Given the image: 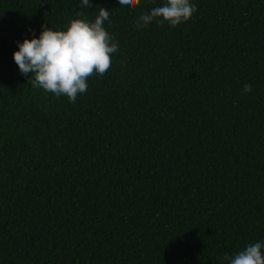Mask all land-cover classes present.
<instances>
[{
    "label": "trees",
    "instance_id": "obj_1",
    "mask_svg": "<svg viewBox=\"0 0 264 264\" xmlns=\"http://www.w3.org/2000/svg\"><path fill=\"white\" fill-rule=\"evenodd\" d=\"M163 2L0 0V264H222L264 242V0L135 26ZM99 7L112 73L75 103L34 88L17 43Z\"/></svg>",
    "mask_w": 264,
    "mask_h": 264
},
{
    "label": "clouds",
    "instance_id": "obj_2",
    "mask_svg": "<svg viewBox=\"0 0 264 264\" xmlns=\"http://www.w3.org/2000/svg\"><path fill=\"white\" fill-rule=\"evenodd\" d=\"M118 4L125 10H134L140 0H118ZM80 6L93 7L90 0H80ZM196 12L191 0H164L161 6L142 13L135 26L140 29L155 21L175 28L189 21ZM105 22L111 25L110 11L99 7L92 21L87 17L72 19L64 30L42 26L38 38L17 43L18 50L12 53V59L20 74L28 78L31 75L34 88L75 103L79 95L87 92L92 77L103 79L113 71V57L119 51V44L104 27ZM251 91V85L243 86V93ZM220 259L222 264H264V242L248 244L238 253L225 254Z\"/></svg>",
    "mask_w": 264,
    "mask_h": 264
}]
</instances>
